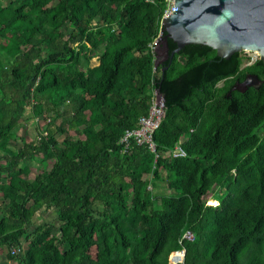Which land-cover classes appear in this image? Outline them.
Listing matches in <instances>:
<instances>
[{
	"label": "trees",
	"instance_id": "1",
	"mask_svg": "<svg viewBox=\"0 0 264 264\" xmlns=\"http://www.w3.org/2000/svg\"><path fill=\"white\" fill-rule=\"evenodd\" d=\"M166 8L0 0V264H170L183 249L182 264H264V83L231 92L264 81V62L190 45L155 69ZM158 92L159 157L126 150ZM179 144L187 156H168Z\"/></svg>",
	"mask_w": 264,
	"mask_h": 264
},
{
	"label": "water",
	"instance_id": "2",
	"mask_svg": "<svg viewBox=\"0 0 264 264\" xmlns=\"http://www.w3.org/2000/svg\"><path fill=\"white\" fill-rule=\"evenodd\" d=\"M161 27L155 69L190 45L210 47L226 60L244 53V63L252 65L258 59L264 62V0H175L172 15L162 21ZM169 39L177 45L171 53ZM263 83L250 74L237 89L244 93ZM161 99L163 95L158 92L157 101ZM165 115L164 111L163 118Z\"/></svg>",
	"mask_w": 264,
	"mask_h": 264
},
{
	"label": "built area",
	"instance_id": "3",
	"mask_svg": "<svg viewBox=\"0 0 264 264\" xmlns=\"http://www.w3.org/2000/svg\"><path fill=\"white\" fill-rule=\"evenodd\" d=\"M149 1V0H147ZM167 8L163 13L161 23L165 18H168L172 15V12L175 8V0H166ZM161 38V34L158 39H156L151 45L150 48L152 51H155L159 40ZM250 66L251 64L248 62L246 66ZM165 104L164 100L161 99L160 101H157V93L155 95V98L153 100L149 115L146 117H142L139 121V125L137 129L128 130L124 137L121 140V145L124 146V148L127 150L130 147V144L132 141H135L138 146L148 145L149 149L156 154V158L159 157L157 154L156 144L153 141V135L155 131L159 128L161 121L163 119ZM40 119L37 117L36 121H39ZM168 156L174 157V158H180V157H186L187 153L184 151L182 146L179 144L176 146V148L168 153ZM184 240L186 241H194L195 235L193 232L188 231L185 233ZM186 257V250H179L175 251L170 255V264H182L185 261Z\"/></svg>",
	"mask_w": 264,
	"mask_h": 264
},
{
	"label": "rangeland",
	"instance_id": "4",
	"mask_svg": "<svg viewBox=\"0 0 264 264\" xmlns=\"http://www.w3.org/2000/svg\"><path fill=\"white\" fill-rule=\"evenodd\" d=\"M67 28V27H66ZM67 31H68V33L70 34L71 33V31H72V29L71 28H67ZM248 62H245L244 64H243V68H245L246 67V64H247ZM99 64V61L97 60V59H94L93 61H92V65L93 66H97ZM223 85V83H220L219 84V86H222ZM164 100V99H163ZM164 104H165V102H164ZM164 111H165V109H164ZM40 120L39 121H37V123H39V125L41 126V127H43L45 124H46V122H45V120L43 119V118H41V117H38ZM50 120H48V122H49ZM35 126L31 123V125H30V127L28 128V130H27V132L26 131H24L23 132V134H25L26 135V139H27V141H33V140H35V138H37L38 137V133L36 132V130H35V128H34ZM72 135H73V137H75V138H77V136L75 135V133L74 132H70ZM45 136L47 135V133H45L44 134ZM82 139H86L84 136H82L81 137ZM64 138L63 137H59V140L60 141H62ZM22 145H19V147H21ZM40 173V170H39V168H37V166L35 165L34 166V169L33 170H31V171H29V172H27L26 173V175H27V177L30 179V180H33L38 174ZM166 184H164V186H165ZM163 186V187H164ZM4 187H6V186H4ZM164 190H166V186L164 187ZM4 197V193L3 192H0V197ZM5 198V197H4ZM0 203H1V200H0ZM209 205H214V206H216L218 203L217 202H213V201H211V202H209L208 203ZM56 214L54 213V212H48V213H40V214H38V216H37V221L39 222V221H42V222H51V221H56ZM4 252L6 253V250H4ZM4 252H2L1 250H0V257L2 258V256H4L5 254H4ZM3 259V258H2ZM2 264H7V263H5V261L4 262H2Z\"/></svg>",
	"mask_w": 264,
	"mask_h": 264
},
{
	"label": "flooded vegetation",
	"instance_id": "5",
	"mask_svg": "<svg viewBox=\"0 0 264 264\" xmlns=\"http://www.w3.org/2000/svg\"><path fill=\"white\" fill-rule=\"evenodd\" d=\"M256 62H257V61H256ZM256 62H255V63H256ZM255 63H253V64H255ZM253 64H252V65H253ZM248 66H249V65H248ZM248 66H246V67H248ZM250 66H251V65H250ZM248 75H250V74H247V76H248ZM252 75H253V74H252ZM246 78H247V77H246ZM245 80H246V79H245ZM245 80L242 81V82H237V83L234 85V87L232 88L231 92L239 91L237 88H238L241 84H243V83L245 82ZM222 83H223L222 86H224L225 83H224V82H222ZM248 89H249V88H248ZM248 89H247V90H248ZM247 90H246V91H247ZM230 94H231V93H230Z\"/></svg>",
	"mask_w": 264,
	"mask_h": 264
},
{
	"label": "crops",
	"instance_id": "6",
	"mask_svg": "<svg viewBox=\"0 0 264 264\" xmlns=\"http://www.w3.org/2000/svg\"><path fill=\"white\" fill-rule=\"evenodd\" d=\"M98 66V65H97Z\"/></svg>",
	"mask_w": 264,
	"mask_h": 264
}]
</instances>
